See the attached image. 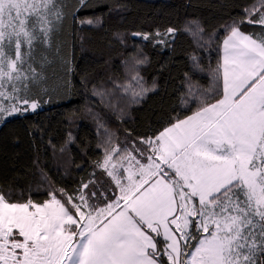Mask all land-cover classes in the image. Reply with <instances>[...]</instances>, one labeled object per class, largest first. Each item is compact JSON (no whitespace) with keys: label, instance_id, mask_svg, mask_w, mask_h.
<instances>
[{"label":"snow or ice","instance_id":"snow-or-ice-1","mask_svg":"<svg viewBox=\"0 0 264 264\" xmlns=\"http://www.w3.org/2000/svg\"><path fill=\"white\" fill-rule=\"evenodd\" d=\"M104 7L112 11L99 0H0V127L72 98L74 66L61 36L69 20L100 27L102 13H77ZM221 27L210 38L215 64L205 69L191 57L208 86L185 73L181 109L150 134L126 129L120 140L88 107L102 155L71 194L43 172L27 192L0 185V264H264V0ZM178 31L199 42L204 28L192 19L131 35L155 46ZM147 62L142 50L123 61L126 82L93 85L89 99L126 122L127 109L158 87L140 74ZM56 65L64 83L53 86ZM77 111L65 113L69 124ZM73 140L69 132L60 152Z\"/></svg>","mask_w":264,"mask_h":264},{"label":"trees","instance_id":"trees-1","mask_svg":"<svg viewBox=\"0 0 264 264\" xmlns=\"http://www.w3.org/2000/svg\"><path fill=\"white\" fill-rule=\"evenodd\" d=\"M97 2V0H93ZM107 7L93 8L77 16L95 18L103 14L100 27L80 28L68 21L61 36L67 40L74 72L68 77L69 95L60 103L46 105L38 114L26 119L16 118L0 127V185L28 191L42 185L41 172L45 173L55 187L71 194L82 180H87L93 164L99 160L102 150L97 148L99 134L97 123L88 112L98 114L109 129L124 140L125 130L133 135L150 134L167 121L170 114L179 112L181 94L185 91V73L201 87L209 84L206 73L193 69V55L207 69L209 59L215 64V44L210 43L214 33H222V25L242 15V9L252 0H99ZM71 6L75 0H66ZM196 19L204 28L199 42L189 34L178 31L170 44L155 45L133 37L132 32L155 33L167 27L182 29L186 22ZM244 30H250L245 26ZM116 33H120L117 36ZM80 37H83L81 40ZM123 41V42H121ZM208 43L207 48L201 44ZM142 50L148 57L147 64L140 67V74L150 85L156 81L155 92H150L138 105L127 109L126 122H119L99 97H91V88L96 85L103 90L110 88L111 79L126 82L123 61L138 55ZM211 52V56H209ZM53 86L63 85V74L54 66ZM82 80L89 83L83 87ZM78 109L69 124L65 113ZM182 114V113H181ZM71 132L73 142L60 148ZM52 142L55 149L49 144ZM99 175V172H97ZM91 186V185H90ZM47 187V185H44ZM46 197L33 194V199Z\"/></svg>","mask_w":264,"mask_h":264}]
</instances>
